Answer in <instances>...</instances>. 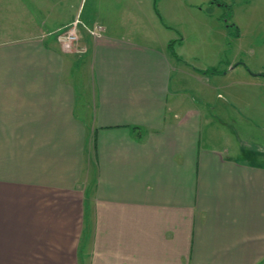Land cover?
<instances>
[{
  "label": "crops",
  "instance_id": "crops-1",
  "mask_svg": "<svg viewBox=\"0 0 264 264\" xmlns=\"http://www.w3.org/2000/svg\"><path fill=\"white\" fill-rule=\"evenodd\" d=\"M86 1L0 0L24 12L0 23V264H264V131L229 116L264 117V70L213 86L217 112L182 85L206 72L141 40L142 0Z\"/></svg>",
  "mask_w": 264,
  "mask_h": 264
},
{
  "label": "rangeland",
  "instance_id": "rangeland-1",
  "mask_svg": "<svg viewBox=\"0 0 264 264\" xmlns=\"http://www.w3.org/2000/svg\"><path fill=\"white\" fill-rule=\"evenodd\" d=\"M92 1L87 0L85 7L88 8ZM211 3L214 5H209L208 0H142L143 22L139 21L142 26L140 28L138 26V30L142 33L141 40L144 42L152 44L158 40H171L168 51L172 57L175 54L183 61L185 71L206 72V76L210 77L209 80L203 77L200 78L202 82H198L193 77L185 75L182 76L185 77L181 80L182 85L192 91L190 94L197 93V99L202 98L215 105L218 92L221 94L224 91V98L229 100L231 98L225 94L226 87L215 90L213 86L227 85L231 93L232 84L235 88L245 85L247 73L264 70V0H212ZM208 6L213 10L208 11L222 16L219 15L218 19L214 15H209ZM19 13L21 17L24 15L21 9ZM21 17H17L13 12L5 19L6 21L0 23H18ZM219 20L235 23L232 26V34L229 33L225 37V29L223 32L218 26ZM158 25H162V30ZM64 29H60L59 32ZM232 60H234L233 64H237L232 76L209 74L213 70L207 69H216V71L224 69L227 62ZM261 74L264 75V72ZM263 75L255 80L263 81ZM261 89L263 90L260 93H264V88ZM199 94H202V97H199ZM217 99L220 101L219 97ZM236 101L234 99L233 102ZM221 103L224 106L218 105L215 111L220 112L224 107L228 108L226 102ZM239 107L241 114H236L234 109L229 110L231 125L237 130L236 135L247 133V128L244 127L247 123L253 124L256 130L264 131L263 116H257L256 121L250 120L245 116V110ZM212 121L216 122V125L219 119L215 115ZM250 134L252 135L253 132Z\"/></svg>",
  "mask_w": 264,
  "mask_h": 264
},
{
  "label": "built area",
  "instance_id": "built-area-1",
  "mask_svg": "<svg viewBox=\"0 0 264 264\" xmlns=\"http://www.w3.org/2000/svg\"><path fill=\"white\" fill-rule=\"evenodd\" d=\"M87 30L91 35L97 36L103 32L104 27L101 24H94ZM57 40L64 51L78 54H82L86 51V46L80 43V33L77 21H73L66 27V29L59 32Z\"/></svg>",
  "mask_w": 264,
  "mask_h": 264
},
{
  "label": "trees",
  "instance_id": "trees-1",
  "mask_svg": "<svg viewBox=\"0 0 264 264\" xmlns=\"http://www.w3.org/2000/svg\"><path fill=\"white\" fill-rule=\"evenodd\" d=\"M207 70H216V69H207Z\"/></svg>",
  "mask_w": 264,
  "mask_h": 264
}]
</instances>
